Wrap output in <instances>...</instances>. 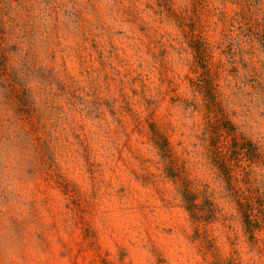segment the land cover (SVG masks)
Listing matches in <instances>:
<instances>
[{
  "label": "rangeland",
  "instance_id": "obj_1",
  "mask_svg": "<svg viewBox=\"0 0 264 264\" xmlns=\"http://www.w3.org/2000/svg\"><path fill=\"white\" fill-rule=\"evenodd\" d=\"M0 264H264V0H0Z\"/></svg>",
  "mask_w": 264,
  "mask_h": 264
}]
</instances>
